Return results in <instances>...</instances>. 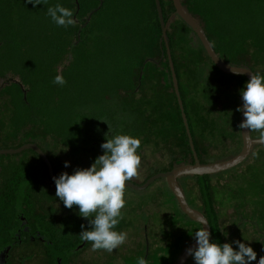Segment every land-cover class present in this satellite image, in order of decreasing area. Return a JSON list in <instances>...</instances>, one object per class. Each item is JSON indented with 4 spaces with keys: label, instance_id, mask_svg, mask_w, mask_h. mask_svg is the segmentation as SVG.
Returning <instances> with one entry per match:
<instances>
[{
    "label": "trees",
    "instance_id": "obj_1",
    "mask_svg": "<svg viewBox=\"0 0 264 264\" xmlns=\"http://www.w3.org/2000/svg\"><path fill=\"white\" fill-rule=\"evenodd\" d=\"M23 2L5 0V8L0 11V79H6V93L12 107L10 126L15 138H21L28 129H36L56 138L73 154L97 159L104 154L101 145L106 139L124 134L141 140L159 130L160 125L169 119L160 105L149 110L143 107L131 109L125 98L143 79L146 61L141 58V53L144 43L162 39L154 0H147V5L146 0H52L47 5L32 8ZM181 3L202 27L224 63L249 69L246 66L247 48L264 52V0H181ZM56 4L73 11L74 26L58 27L51 20L47 8ZM160 4L167 25L162 0ZM146 6L152 13L151 18L145 17ZM171 9L174 11L172 3ZM37 12L48 20L38 18ZM160 43L166 58L167 44L172 59L167 31L166 43L163 40ZM173 65L178 81L174 62ZM58 74L67 81L63 87L53 83ZM180 99L197 158L201 164H210L202 160L195 145L191 120L181 94ZM197 108L193 105L189 110L198 114L201 109L199 107L197 111ZM198 121L196 123L203 131L210 129L205 119L198 117ZM180 122L184 151L180 159L171 160L166 172L194 163L181 116ZM32 151L48 176L44 162ZM212 176L190 178L198 185L202 203L199 211L209 223L210 241L223 245L225 241L213 203ZM0 180L2 244L13 234V222L19 223L20 215L26 219L31 214V198L36 185L26 164L9 167ZM38 222L36 230L48 237L57 256L61 255L60 252L67 253V256L74 254L72 251L81 241L82 225L83 231L91 230L90 225L80 220L62 228H55L44 219Z\"/></svg>",
    "mask_w": 264,
    "mask_h": 264
},
{
    "label": "rangeland",
    "instance_id": "obj_2",
    "mask_svg": "<svg viewBox=\"0 0 264 264\" xmlns=\"http://www.w3.org/2000/svg\"><path fill=\"white\" fill-rule=\"evenodd\" d=\"M162 3L179 90L189 113L195 145L205 163L228 160L237 155L242 147L238 127L241 112L236 109L242 107L240 93L247 81L244 77L219 71L194 33L171 9V1L162 0ZM4 4L5 0H0V11L5 8ZM23 4L28 8L34 7L26 3V0ZM147 9L146 6L145 17L151 18L152 13ZM17 11L21 12L19 7ZM36 15L44 18L43 21L48 20L40 12ZM160 40L161 37L158 41L144 43L141 53V58L146 61L143 79L125 97L131 109L143 107L149 110L152 106L160 105L161 111L169 118L160 125L159 130L141 139V148L138 150L142 161L139 177L127 182L134 185H142L155 172H166L171 160L180 159L184 151L180 113L171 85L168 60ZM246 59L249 69L264 75V52L248 47ZM5 80L0 79V150L16 149L27 143L39 145L51 162L56 176L64 172L72 175L76 169L90 168L96 158L73 154L56 138L44 135L39 130L28 129L21 138L14 137L10 126L12 107L6 93ZM193 105L198 107L197 111L200 107L198 114L189 110ZM198 117L210 124L209 130L201 129L196 123ZM258 135L250 133L252 139H257ZM65 162H69L70 166L66 168ZM18 164L28 165L35 178L31 214L21 219L28 227L34 230L39 228L38 220L41 219L55 228L79 220L90 225L89 220L80 217L78 207L68 209L56 197L55 182L48 179L44 165L32 150H25L15 156H0V176L9 167ZM178 183L188 205L198 211L202 210L196 180L184 177ZM210 184L222 238L225 243L239 240L252 247L257 253V261L252 264H258L260 257H264V144L253 146L249 156L237 167L212 176ZM125 200L123 219L114 230L128 233L126 243L112 254L102 250L93 252L91 244L87 243L83 249L75 251L68 264H137L138 257H144L148 264H175L182 251L195 240V232L201 229L183 216L163 178L156 179L143 191L126 188ZM41 224L44 225V222ZM17 227L18 223L13 222V232ZM16 244L10 245L9 264H55L57 252L51 244L44 243L40 238L30 241L24 237L23 242ZM232 246L238 250L236 244L232 243ZM186 264H195L192 256Z\"/></svg>",
    "mask_w": 264,
    "mask_h": 264
},
{
    "label": "clouds",
    "instance_id": "obj_3",
    "mask_svg": "<svg viewBox=\"0 0 264 264\" xmlns=\"http://www.w3.org/2000/svg\"><path fill=\"white\" fill-rule=\"evenodd\" d=\"M26 3L47 5L48 0H26ZM47 15L58 27L68 28L76 24L73 11L60 4L48 7ZM250 74L249 82L240 93L242 107L236 109L244 116L238 127L249 133H258L254 143L264 144V75L259 72ZM53 83L63 87L67 81L58 74ZM140 147L139 138L115 135L101 145L104 154L90 168L76 169L72 175L64 172L53 178L56 197L68 209L78 207L80 217L89 220L91 230L82 231L80 238L91 244L93 252L102 250L112 254L128 239L127 232L114 229L123 219L126 184L139 177ZM64 166L69 167V162ZM194 239L198 246L187 249V254L193 257L195 264H252L257 261V253L252 247L239 240L232 242L238 250H234L232 243H211L210 232L204 227L195 232ZM137 264H148V261L138 257ZM258 264H264V257H260Z\"/></svg>",
    "mask_w": 264,
    "mask_h": 264
},
{
    "label": "water",
    "instance_id": "obj_4",
    "mask_svg": "<svg viewBox=\"0 0 264 264\" xmlns=\"http://www.w3.org/2000/svg\"><path fill=\"white\" fill-rule=\"evenodd\" d=\"M171 3H172L174 13L176 14V16L194 33V35L199 40L202 48L204 49L205 53L207 54L212 64L219 71L225 74L244 77L246 81L249 82L250 75H251L250 72L251 73L253 72L247 68L230 66L224 63L214 51L202 27L186 11V9L181 3V0H171ZM154 4H155L157 18H158V22H159L161 33H162L161 40H163L166 43L167 25L165 24L164 19H163V13H162V7L160 4V0H154ZM166 48H167L166 49L167 59H168V66H169V71H170V76H171L172 87H173L174 94L176 96L178 108L180 111V116L183 122V126L185 128L186 136L188 138V143H189L190 150L192 152L194 163L176 167L168 172L157 173L151 176L150 178H148L142 185H134L131 183H127L126 188H130L135 191H143L147 189L151 185V183L155 181L156 179L163 178L166 182V185L169 191L174 197L180 211L182 212V214L185 215L190 221L197 223L201 228L202 227L206 228L211 234L209 223L207 219L204 217V215L200 211L193 209L188 205L185 199V196L183 194V191L178 183V180L184 177H201V176L216 175V174H220L225 171H228L232 168H235L238 165H240L249 156L252 147L255 145H259V143H254L256 139L251 138L250 133L248 132L247 129L245 130L240 129L242 147L237 155H235L234 157L228 160H224V161L217 162V163L201 164L199 162L197 158V154L194 149L192 137L190 135V131L188 128L186 115L184 113L183 106H182V101L180 99L178 81L176 78V74L174 71V65H173L167 44H166ZM245 70H247L248 72H245ZM243 120H244V116L241 113L240 123L243 122ZM27 149H32L39 155V157L42 159V161L44 162L46 166L47 173H48L50 180L54 182L53 178L54 177L58 178L59 176H56L53 173L51 162L49 161L47 156L43 153V151L39 147H37L35 144L27 143L16 149L0 150V156L16 155ZM19 218L21 220L23 216L20 215ZM197 246L198 245H197L196 240L191 242L182 251L178 259L176 260L175 264H186L189 258L191 257L187 254V249L189 248L195 249ZM80 247H78V249ZM56 262L57 264H63L62 258H57Z\"/></svg>",
    "mask_w": 264,
    "mask_h": 264
},
{
    "label": "flooded vegetation",
    "instance_id": "obj_5",
    "mask_svg": "<svg viewBox=\"0 0 264 264\" xmlns=\"http://www.w3.org/2000/svg\"><path fill=\"white\" fill-rule=\"evenodd\" d=\"M24 237H28L30 241H34L37 238L38 239L40 238L42 241H44V243L50 244L48 237L45 234L39 231H36V229L34 230L31 227H28V225H26L25 222H23L22 220H19L18 227L15 228L13 234L10 237H7L4 243L0 244V264H9L8 253H9V250L12 249L10 245L14 243V246H17L16 243L23 242ZM87 243L88 242H85L81 239L80 243L77 245V247L72 252L75 253L74 251L83 249ZM78 247L80 248L78 249ZM60 254L61 255L57 256L55 260H57V258H62L63 264H68L69 259L74 255V254H71L70 256L69 254V256H67V253L65 254V252H60ZM55 264L57 263L55 262Z\"/></svg>",
    "mask_w": 264,
    "mask_h": 264
}]
</instances>
